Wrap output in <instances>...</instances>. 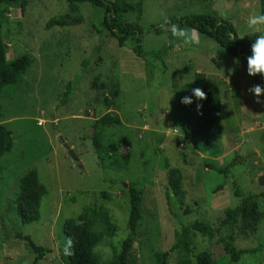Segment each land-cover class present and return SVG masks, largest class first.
I'll use <instances>...</instances> for the list:
<instances>
[{
	"label": "rangeland",
	"instance_id": "obj_1",
	"mask_svg": "<svg viewBox=\"0 0 264 264\" xmlns=\"http://www.w3.org/2000/svg\"><path fill=\"white\" fill-rule=\"evenodd\" d=\"M140 5V14L122 16L144 34L124 48L104 24V9L89 2L26 0L9 8L3 28L7 57L32 55L35 61L0 97L3 123L14 137L12 151L0 159V264H34L38 254L26 238L44 249L37 264H68L65 228L86 217L95 221L96 262L112 261L130 234L129 185L142 179L145 163L143 219L130 264H155L154 255L170 251L182 228L196 223L209 224L214 236L191 229L192 252H172L169 264H198L203 252L213 264H264V104L247 91L254 80L243 62L213 39L171 24L213 15L230 21L241 38L264 34V24L248 27L249 17L263 15L262 0ZM60 17L82 22L47 28ZM176 29L184 35H174ZM202 82L218 86L221 94V116L211 115L208 145L189 141L180 126L196 98L187 106L180 100ZM110 112L122 124L105 127L96 144L95 123ZM230 165L228 174L210 167ZM32 171L39 175L35 195L46 194L40 220L25 224L18 207L33 209L37 202L35 196L25 202L20 183ZM96 214L108 216L111 225H102ZM227 246L243 251L239 260L233 261Z\"/></svg>",
	"mask_w": 264,
	"mask_h": 264
},
{
	"label": "trees",
	"instance_id": "obj_2",
	"mask_svg": "<svg viewBox=\"0 0 264 264\" xmlns=\"http://www.w3.org/2000/svg\"><path fill=\"white\" fill-rule=\"evenodd\" d=\"M71 3L89 2L95 6L101 7L105 11L104 24L110 30L111 34L118 40V44L121 48L126 47L128 40L131 37H142L143 32L139 26L135 23L125 21L123 14L129 11L141 13L140 0H116L115 2H107L106 0H68ZM15 3H21L26 5V0H0V97L4 89L11 85H17L23 75L27 72L29 67L34 63L35 58L32 55H24L20 58L9 60L8 44L4 38L3 28L9 21L7 13L9 8ZM262 13L264 15V0H262ZM82 19L75 21L70 20L68 17H60L52 19L47 28L55 26L65 27L70 24L81 23ZM173 27L178 25L182 27L191 28L197 31L199 34L213 39L221 47L226 49L233 57L237 58L247 67V57L251 55V45L255 39L262 34H252L245 37H239L235 26L227 20L213 15H194L182 19H171ZM136 53L139 57L144 56V51L141 47L136 48ZM254 84L264 85V77L256 76L252 77ZM73 83L69 84L68 92H66L65 98L62 103H66L72 94ZM196 87L202 88L207 94V99L199 101L203 104L201 109L202 114H198L196 110L195 100L194 109L192 113L188 114L183 112L180 116V126L184 131L187 139L196 145L209 144L211 139L212 121L211 115L214 114L218 119L221 116V94L219 87L202 82ZM122 124L118 115L113 113H107L95 123L96 144L100 143L102 138V130L111 125ZM164 137V136H163ZM14 147V137L11 130L3 123L2 105L0 104V159L6 154L10 153ZM99 150H104L103 147L98 145ZM106 151V150H104ZM147 164H144L141 170L142 179L138 182L130 183V217H129V229L130 234L123 243L122 251L116 255L112 261L103 264H130V256L132 253L133 244L138 232V228L143 219V196L145 190V184L143 179L145 178ZM212 170H215L221 174H228L230 172L231 165L226 168H217L210 166ZM175 173H179L175 170ZM176 178V185L181 189V180L179 174ZM39 184V175L36 171H32L21 179V190L26 195L25 202L30 204L34 199L37 202V206L33 209H25L18 207L19 215L23 223H32L40 220V201L46 194L45 190H41L35 195V186ZM222 189V186L220 187ZM240 212L244 211V207L239 209ZM96 219H100V222L104 226H110L111 222L108 216L102 214H96ZM201 233L202 235L212 238L214 236L213 228L209 224L196 223L191 226H184L181 232L177 235V242L170 251L157 252L154 255L155 264H169V258L172 252L180 251L183 253H191V241L190 230ZM67 236V247L70 249L68 254V264H98L95 258L94 251V237H95V221L86 217L81 223H71L65 228ZM30 248L38 254L34 264H37L44 255V249L36 246L31 239L26 238ZM228 250L232 252L233 261L239 260V257L243 251H235L231 246H227ZM198 264H213L211 254L203 252L197 255Z\"/></svg>",
	"mask_w": 264,
	"mask_h": 264
},
{
	"label": "clouds",
	"instance_id": "obj_3",
	"mask_svg": "<svg viewBox=\"0 0 264 264\" xmlns=\"http://www.w3.org/2000/svg\"><path fill=\"white\" fill-rule=\"evenodd\" d=\"M264 24V15H254L249 17L248 27L250 29H255L257 25ZM174 35H184L183 29H176L173 32ZM247 75L250 77H264V34L259 35L255 41L251 45V55L247 58ZM194 82V81H193ZM248 93L255 97V103L264 104V100L260 99L264 96V85L262 84H253L251 87L247 89ZM196 98V110L198 114H202L201 109L203 107L202 103L199 101H203L207 99V94L205 91L196 87L191 90V96H183L180 100L181 104L191 105L193 103L192 97ZM65 254H71L69 247H65Z\"/></svg>",
	"mask_w": 264,
	"mask_h": 264
},
{
	"label": "water",
	"instance_id": "obj_4",
	"mask_svg": "<svg viewBox=\"0 0 264 264\" xmlns=\"http://www.w3.org/2000/svg\"><path fill=\"white\" fill-rule=\"evenodd\" d=\"M67 148L69 149V152H70V155L72 156V158L75 160V161H78V157L76 156V154L74 153V151L72 149H70L68 146ZM80 168H83L82 165L80 166Z\"/></svg>",
	"mask_w": 264,
	"mask_h": 264
}]
</instances>
